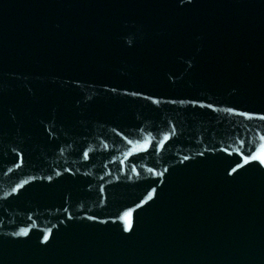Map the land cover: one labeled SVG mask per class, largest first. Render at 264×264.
<instances>
[{"label":"water","instance_id":"obj_1","mask_svg":"<svg viewBox=\"0 0 264 264\" xmlns=\"http://www.w3.org/2000/svg\"><path fill=\"white\" fill-rule=\"evenodd\" d=\"M0 264H264V0H0Z\"/></svg>","mask_w":264,"mask_h":264}]
</instances>
